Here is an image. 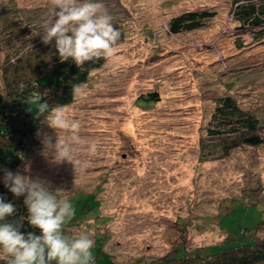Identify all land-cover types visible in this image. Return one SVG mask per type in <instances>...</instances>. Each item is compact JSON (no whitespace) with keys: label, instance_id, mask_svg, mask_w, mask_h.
Returning <instances> with one entry per match:
<instances>
[{"label":"rangeland","instance_id":"374dc122","mask_svg":"<svg viewBox=\"0 0 264 264\" xmlns=\"http://www.w3.org/2000/svg\"><path fill=\"white\" fill-rule=\"evenodd\" d=\"M192 10L215 15L171 32V18ZM233 10L234 0H0V22L10 12L20 27L9 37L0 29V66L27 43L97 21L115 17L126 33L74 102L43 119L37 145L8 173L18 186L39 196L53 190L61 200L103 187L99 217L71 228L79 258L51 246L60 264L153 263L184 240V226L187 246L216 243L232 200L249 190L263 196L264 143L225 154L222 138L207 132L214 100L224 94L254 108L264 125V37L244 32ZM149 92L160 99L140 108L138 97ZM34 203L37 210L39 198ZM262 218L238 205L222 225L233 230Z\"/></svg>","mask_w":264,"mask_h":264},{"label":"trees","instance_id":"16d2710c","mask_svg":"<svg viewBox=\"0 0 264 264\" xmlns=\"http://www.w3.org/2000/svg\"><path fill=\"white\" fill-rule=\"evenodd\" d=\"M9 13L1 15L4 18L0 22V29L8 37L19 31L16 27L20 28L9 20L12 16ZM214 15L208 10L185 11L171 18L170 30L178 34L197 29ZM233 18L244 32L264 37V0H234ZM249 28L255 30L248 31ZM125 39L123 26L113 17L94 22L78 33L71 29L56 33L35 41L31 48H26L27 43L22 53L15 52V57H7L0 66V264H60L51 251L55 244L72 248V258H79L81 245L71 238V228L84 217H99L101 200L97 195L103 187L97 186L92 192L79 190L61 200L53 190L39 196L34 190L18 186L8 173L37 145L43 119L55 108L73 103L78 87L91 80L92 72L104 66L108 52ZM159 99V94L149 92L140 95L138 103L144 108ZM214 102L207 132L213 138H222L223 153L264 143L260 133L264 125L254 108L245 106L231 94H224ZM246 197L250 201H245ZM38 198L40 206L35 210L34 200ZM232 202V209L218 221L223 232L218 242L187 246L184 226L185 233L181 235L184 240L178 242L173 252L153 263L137 258L133 264H264V235H261L264 218L255 225L239 224L233 230L222 225L225 216L238 205L264 213V193L262 196L258 191H245ZM205 221L209 223L211 219ZM6 249L14 251L5 256ZM90 261L95 262L94 256Z\"/></svg>","mask_w":264,"mask_h":264}]
</instances>
